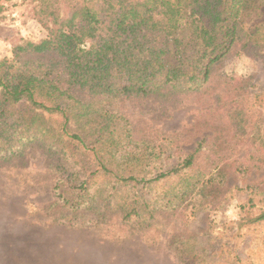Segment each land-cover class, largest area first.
<instances>
[{"label": "rangeland", "instance_id": "1", "mask_svg": "<svg viewBox=\"0 0 264 264\" xmlns=\"http://www.w3.org/2000/svg\"><path fill=\"white\" fill-rule=\"evenodd\" d=\"M3 6L0 58L46 37L35 3ZM261 32L251 43H262ZM247 39L213 66L199 90L91 100L116 115V133L129 138L123 151L133 155L125 166L140 178L180 165L197 150L178 173L149 183L102 172L70 177L40 143L0 155V264L16 259L18 236L11 232L22 221L37 230L80 232L86 251L106 255L99 262L264 264V221L254 220L264 211V43L244 48ZM85 179L83 190L78 182Z\"/></svg>", "mask_w": 264, "mask_h": 264}, {"label": "trees", "instance_id": "2", "mask_svg": "<svg viewBox=\"0 0 264 264\" xmlns=\"http://www.w3.org/2000/svg\"><path fill=\"white\" fill-rule=\"evenodd\" d=\"M28 1L47 35L0 58V155L40 143L70 177L102 172L149 183L191 166L197 150L180 165L140 178L125 166L133 155L123 151L129 138L116 133V115L91 100L196 91L241 39L248 38L244 48L264 43L263 35L262 43H251L264 28V0ZM78 183L84 190L89 180ZM254 220L264 221V211Z\"/></svg>", "mask_w": 264, "mask_h": 264}, {"label": "crops", "instance_id": "3", "mask_svg": "<svg viewBox=\"0 0 264 264\" xmlns=\"http://www.w3.org/2000/svg\"><path fill=\"white\" fill-rule=\"evenodd\" d=\"M31 223V222H30ZM18 236L15 242L16 259L12 264H111V261L100 260L106 257L104 252L91 253L81 245V233L58 230H37L25 221L17 222L12 230ZM86 257V258H85ZM93 260V261H92ZM117 264V263H115ZM123 264V263H119Z\"/></svg>", "mask_w": 264, "mask_h": 264}]
</instances>
